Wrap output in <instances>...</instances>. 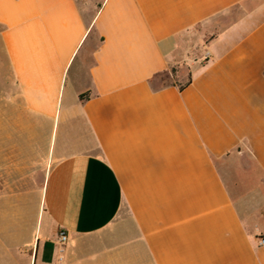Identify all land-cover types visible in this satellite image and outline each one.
Wrapping results in <instances>:
<instances>
[{
  "label": "crops",
  "instance_id": "1",
  "mask_svg": "<svg viewBox=\"0 0 264 264\" xmlns=\"http://www.w3.org/2000/svg\"><path fill=\"white\" fill-rule=\"evenodd\" d=\"M261 238L264 0H0L4 264H264Z\"/></svg>",
  "mask_w": 264,
  "mask_h": 264
},
{
  "label": "trees",
  "instance_id": "2",
  "mask_svg": "<svg viewBox=\"0 0 264 264\" xmlns=\"http://www.w3.org/2000/svg\"><path fill=\"white\" fill-rule=\"evenodd\" d=\"M175 70L174 69H170L169 71H165L162 72L158 75H156L151 81V87L153 90H159V89H163L165 87H178V89L180 91H183L186 87H188V85L190 84V77H189V72H188V79L185 83H177L174 80V77H176L175 75ZM80 100H83L86 98V95H81Z\"/></svg>",
  "mask_w": 264,
  "mask_h": 264
},
{
  "label": "rangeland",
  "instance_id": "3",
  "mask_svg": "<svg viewBox=\"0 0 264 264\" xmlns=\"http://www.w3.org/2000/svg\"><path fill=\"white\" fill-rule=\"evenodd\" d=\"M85 18L88 19L89 18V14H85ZM172 69L175 70V75L176 77H174V80L177 82V83H185L188 79V72H189V69L186 65L184 64H178L174 67H172ZM4 258L1 256L0 254V264H4ZM9 260V264H24V257L22 256V251H13V255L10 256L8 258Z\"/></svg>",
  "mask_w": 264,
  "mask_h": 264
},
{
  "label": "built area",
  "instance_id": "4",
  "mask_svg": "<svg viewBox=\"0 0 264 264\" xmlns=\"http://www.w3.org/2000/svg\"><path fill=\"white\" fill-rule=\"evenodd\" d=\"M66 242H67V235L64 232H60L58 234L57 244L60 247H63L66 244ZM258 242L260 245H264V238L259 239ZM59 261H61V258Z\"/></svg>",
  "mask_w": 264,
  "mask_h": 264
}]
</instances>
